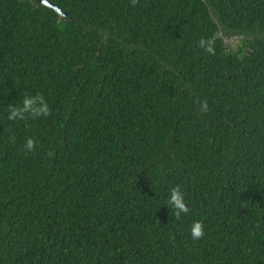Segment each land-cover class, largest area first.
Returning a JSON list of instances; mask_svg holds the SVG:
<instances>
[{
  "label": "trees",
  "instance_id": "16d2710c",
  "mask_svg": "<svg viewBox=\"0 0 264 264\" xmlns=\"http://www.w3.org/2000/svg\"><path fill=\"white\" fill-rule=\"evenodd\" d=\"M47 1L0 0V264H264V0Z\"/></svg>",
  "mask_w": 264,
  "mask_h": 264
},
{
  "label": "clouds",
  "instance_id": "9594fccd",
  "mask_svg": "<svg viewBox=\"0 0 264 264\" xmlns=\"http://www.w3.org/2000/svg\"><path fill=\"white\" fill-rule=\"evenodd\" d=\"M214 37L200 38L197 41V47L202 49L205 53L211 55L214 54ZM49 106L44 101L41 95L35 96H24L18 105H10L7 108V120L18 121L27 118H36L40 116H48ZM33 140L28 138L24 142L25 151H31L33 148ZM167 203L171 206L174 214L180 217L182 213H187L189 211L184 193L182 192L179 185L170 187L167 194ZM189 234L193 241L198 240L203 235V225L200 221H194L190 228Z\"/></svg>",
  "mask_w": 264,
  "mask_h": 264
},
{
  "label": "rangeland",
  "instance_id": "374dc122",
  "mask_svg": "<svg viewBox=\"0 0 264 264\" xmlns=\"http://www.w3.org/2000/svg\"><path fill=\"white\" fill-rule=\"evenodd\" d=\"M221 39L227 49L235 50L240 45V41L243 40L244 37H225L221 34Z\"/></svg>",
  "mask_w": 264,
  "mask_h": 264
},
{
  "label": "water",
  "instance_id": "95a60500",
  "mask_svg": "<svg viewBox=\"0 0 264 264\" xmlns=\"http://www.w3.org/2000/svg\"><path fill=\"white\" fill-rule=\"evenodd\" d=\"M31 2H36L37 4L43 5L45 7H48L52 11L56 12L61 17H66L67 14L60 11L58 7H56L53 3L48 2L47 0H30ZM225 45V44H224Z\"/></svg>",
  "mask_w": 264,
  "mask_h": 264
}]
</instances>
